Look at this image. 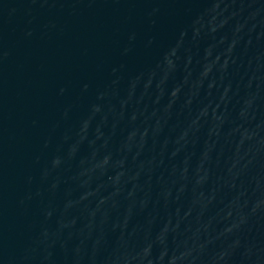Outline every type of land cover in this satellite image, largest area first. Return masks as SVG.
<instances>
[{"label":"water","instance_id":"95a60500","mask_svg":"<svg viewBox=\"0 0 264 264\" xmlns=\"http://www.w3.org/2000/svg\"><path fill=\"white\" fill-rule=\"evenodd\" d=\"M0 264H264V0H0Z\"/></svg>","mask_w":264,"mask_h":264}]
</instances>
